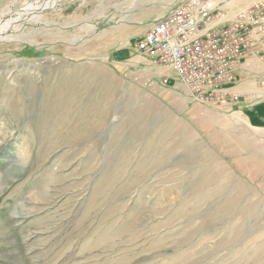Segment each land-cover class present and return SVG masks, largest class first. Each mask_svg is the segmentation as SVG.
Returning a JSON list of instances; mask_svg holds the SVG:
<instances>
[{
    "label": "rangeland",
    "instance_id": "obj_1",
    "mask_svg": "<svg viewBox=\"0 0 264 264\" xmlns=\"http://www.w3.org/2000/svg\"><path fill=\"white\" fill-rule=\"evenodd\" d=\"M48 1L0 0V264H264V95L148 85L177 0Z\"/></svg>",
    "mask_w": 264,
    "mask_h": 264
},
{
    "label": "built area",
    "instance_id": "obj_2",
    "mask_svg": "<svg viewBox=\"0 0 264 264\" xmlns=\"http://www.w3.org/2000/svg\"><path fill=\"white\" fill-rule=\"evenodd\" d=\"M133 50L135 58L170 72L190 102L230 113L241 98L231 91L237 66L264 60V2L235 8L232 0H177ZM170 79L160 78V86Z\"/></svg>",
    "mask_w": 264,
    "mask_h": 264
},
{
    "label": "crops",
    "instance_id": "obj_3",
    "mask_svg": "<svg viewBox=\"0 0 264 264\" xmlns=\"http://www.w3.org/2000/svg\"><path fill=\"white\" fill-rule=\"evenodd\" d=\"M251 3L247 4H238L240 7H245ZM149 26L146 27V29L143 31L141 36L147 31ZM141 63L143 65H147L146 67L150 70V73H148L149 81H153V86L150 87H156L160 88V78L171 76V79L168 83V88L170 90H174V92H180L182 94L184 93L183 88L181 87L176 80L172 79V74L170 72H167L166 70H163L161 68H154L152 67L150 61L140 59ZM144 67V66H143ZM237 83L232 88V92L239 95L240 101L239 104L232 109V113H238L242 111V108L244 106V110L248 109L249 106L252 107V105L257 103V100L264 95V60L258 61L255 59H249L245 62L244 65L237 66ZM245 99V100H243ZM245 103V104H244Z\"/></svg>",
    "mask_w": 264,
    "mask_h": 264
},
{
    "label": "bare ground",
    "instance_id": "obj_4",
    "mask_svg": "<svg viewBox=\"0 0 264 264\" xmlns=\"http://www.w3.org/2000/svg\"><path fill=\"white\" fill-rule=\"evenodd\" d=\"M51 1H52V0L46 2L42 8H37L36 11H35V13H34V15H38V14L40 13L39 11H42L45 7H47V6L49 5V3H51ZM184 95H185L187 98H188V96H189V94H184Z\"/></svg>",
    "mask_w": 264,
    "mask_h": 264
}]
</instances>
